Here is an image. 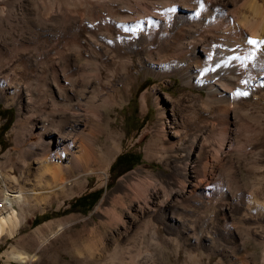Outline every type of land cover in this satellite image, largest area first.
I'll use <instances>...</instances> for the list:
<instances>
[{"label": "bare ground", "instance_id": "bare-ground-1", "mask_svg": "<svg viewBox=\"0 0 264 264\" xmlns=\"http://www.w3.org/2000/svg\"><path fill=\"white\" fill-rule=\"evenodd\" d=\"M134 2V5L125 6L119 14H114L105 0L88 3L84 7L87 13L84 20L79 23L74 17L70 20L73 22L69 26L72 31L70 37L47 35L26 40L56 46L53 50L47 48L39 59H27V70L21 65L13 64L11 67L0 63V99L10 98L20 107L23 102L31 104L25 128L19 121L11 128L23 160L20 163L22 168L16 167L17 175L0 171V239L4 234L12 235L17 229L24 210L32 209L34 202L49 203L53 197L63 193L65 185L75 181L78 175L107 176L110 164L107 154L116 145L113 141L110 149L103 145L96 148L102 110L95 103L92 105L90 99L92 97L96 101V96L101 93L98 87L100 72L111 68L112 71L125 73L127 87L135 80L133 67L137 66L147 68L155 75L175 73L184 85L205 90V94L200 93L201 98L198 99L205 117L210 121L201 126L199 133L191 135L188 143L185 144V138L176 135L177 118L173 115L171 119L173 126L170 125V133L188 165L183 177L166 180V185L157 183L145 203L128 215L131 221L141 220L144 228L149 224L152 228L150 237L158 244L171 243L168 235L171 231L167 228L174 224L175 240H181L191 255L190 261L198 264L201 255L198 253L203 252V245L207 246L205 241L212 231L196 234V230L202 227L201 221L200 224L196 220L189 225L179 208L191 192L197 195L199 183L218 175L213 148L207 141L204 142L207 133L215 128L214 120L226 121L231 108L238 106V117L243 121H264V0ZM53 13L52 16L56 15ZM249 40L256 43H249ZM79 57L84 60L83 63H79ZM91 70L97 75V84L95 90L88 91L86 75ZM22 77L25 78L23 83ZM141 109L143 113L147 111L144 94L141 96ZM87 111H90V121H95L94 125H91ZM230 141L223 142L224 151L232 149ZM199 154L203 158L200 165L203 175L197 178L190 164ZM29 174L31 183L28 182ZM232 184L236 186L235 181ZM232 184L219 181L214 201L206 199L212 207L218 203L216 221L210 207H206L207 216L202 215L206 216L203 218L205 228L209 222L210 226L214 223L222 225L225 235L231 238L220 248V256L214 264H249L257 252L248 257L247 243L253 241L255 246L264 247L262 184L255 185L247 193L235 192ZM116 204L119 206V199L113 197V208L105 209L108 214L107 219L102 221L105 225L112 224L113 219L119 221ZM99 207L98 204L95 209ZM238 222L244 225L241 230L234 227ZM161 224L163 228H160ZM140 237L142 240L146 238L144 233ZM262 249L261 258L264 260ZM123 252L126 257L129 255L127 250ZM88 255L98 261L93 249L88 250ZM139 257L131 259L132 263L140 264ZM7 259L30 264L34 256L12 247L7 252Z\"/></svg>", "mask_w": 264, "mask_h": 264}, {"label": "rangeland", "instance_id": "rangeland-1", "mask_svg": "<svg viewBox=\"0 0 264 264\" xmlns=\"http://www.w3.org/2000/svg\"><path fill=\"white\" fill-rule=\"evenodd\" d=\"M47 1L49 0H0V63L11 67L13 64L21 65L27 70V59H39L47 48L53 50L56 46L26 40L47 35L63 34L70 37L72 31L69 26L73 24L70 20L73 17L77 23L84 20L87 16L84 10L86 4L98 0H50L51 4ZM134 1L105 0L114 14H119L129 4L134 5ZM51 12L56 15L52 16ZM63 26L67 29L64 30ZM83 62L79 57V63ZM133 70L135 80L127 87L125 73L112 71L111 68L100 72L98 87L101 93L96 96V101L92 97L90 99L92 105L95 103L102 110L101 124L98 127L100 132L96 133V148L103 145L110 149L113 141L116 145L107 154L110 157L107 176L78 175L75 181L65 185L63 193L53 197L49 203L44 205L34 202L32 209L24 210L21 213L22 222L17 229L12 235L4 234L0 239V264H19L7 259V252L12 247L33 255L34 260L30 264H133L131 259L139 255L140 264H193L185 245L181 240H175L177 237L174 224L167 228L171 231L168 234L171 243L158 244L150 237L152 228L149 224L144 228L141 220L131 221L128 215L137 206L143 205L157 183L166 185L169 179L183 177V171L187 170L188 165L185 155L181 156L179 152L180 146L170 133L171 119L173 115L177 118L179 122L176 135L185 138V144L188 143L191 135L199 133L201 126L210 121V118L205 117L198 99L201 98L200 93L205 94V90L184 85L175 73L155 75L147 68L137 66ZM96 76L92 70L86 75L88 91L95 90ZM24 80L22 77L21 82H25ZM115 90L118 92L115 93ZM142 94L145 95L147 106L144 113L141 111ZM9 99H0V171L17 175V168H22L20 163L23 160L11 128L16 121L25 128L31 104L23 102L20 107L17 102ZM239 109L238 106L232 107L226 121L216 118L215 128L205 136L204 142L207 141L212 146L217 158L218 175L199 183L197 195L191 192V196L182 202L183 208H179L183 219L189 225L196 222L202 224L196 234H209L215 229V233L209 234V241H205L207 246H202L203 252L198 253L201 254L198 264H214L223 245L231 240L225 235L222 225L214 223L210 226L209 222L205 228L203 218L207 216L206 207L212 209L215 221L217 219L218 203L212 207V204L206 202V199L214 201L216 184L219 181L230 184L235 181L236 186L235 183L232 186L237 193H247L258 184H262L264 189V121L245 122L238 117ZM234 111L238 114L235 115ZM86 114L90 121V111ZM92 122L90 121L91 125H94L95 121ZM225 140H231L232 149L224 151L222 144ZM202 159L199 154L195 162L190 164L197 178L203 175L200 167ZM134 161L136 163L130 169L122 171ZM31 179L29 174V183ZM206 182L209 183L206 185ZM80 196L86 197L77 200L76 205L72 206L74 200ZM113 197L119 199V206H115L119 221L113 219L112 224L105 225L102 222L108 216L105 209L113 208ZM98 204L100 207L96 210ZM242 225L238 222L234 227L241 230ZM159 226L164 227L163 224ZM136 231L138 235L135 234ZM142 233L146 236L143 240L140 237ZM247 246L248 257L254 251L257 252L256 259L250 260L249 264H264L261 258L264 247L255 246L253 241H249ZM89 249L95 251L98 261L89 258ZM124 249L129 252L127 257ZM209 252L214 253L208 256Z\"/></svg>", "mask_w": 264, "mask_h": 264}, {"label": "trees", "instance_id": "trees-1", "mask_svg": "<svg viewBox=\"0 0 264 264\" xmlns=\"http://www.w3.org/2000/svg\"><path fill=\"white\" fill-rule=\"evenodd\" d=\"M135 163H136V161L131 162V163L128 164L126 167H124V169H123L122 171H125V170H127V169H130ZM83 197H86V196H80V197H78L76 200H74V202H73L71 205H72V206H75L77 200L82 199ZM93 201H94V200H93Z\"/></svg>", "mask_w": 264, "mask_h": 264}, {"label": "snow or ice", "instance_id": "snow-or-ice-1", "mask_svg": "<svg viewBox=\"0 0 264 264\" xmlns=\"http://www.w3.org/2000/svg\"><path fill=\"white\" fill-rule=\"evenodd\" d=\"M249 43H256L254 40H249ZM239 94V93H238ZM246 94V93H245Z\"/></svg>", "mask_w": 264, "mask_h": 264}]
</instances>
